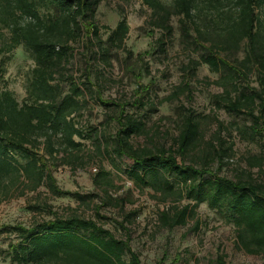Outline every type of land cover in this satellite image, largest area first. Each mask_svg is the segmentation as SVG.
Listing matches in <instances>:
<instances>
[{"label": "trees", "instance_id": "obj_1", "mask_svg": "<svg viewBox=\"0 0 264 264\" xmlns=\"http://www.w3.org/2000/svg\"><path fill=\"white\" fill-rule=\"evenodd\" d=\"M150 10L149 25L160 31V37L150 44L151 52L165 54L173 35L172 17H178V29L183 43L195 48L198 59L187 68L194 74L205 64L219 73L213 81L222 88L213 95L217 108L234 115H247L251 140L264 134V0H141ZM100 0H0V23L9 31V42L0 54L18 46L31 53L34 67L26 86V101L18 103L9 90H0V204L19 190L35 191L44 185L53 194H71L57 189L43 155L53 158L59 149L80 151L83 146L75 138L85 137L74 122L86 103L81 97L92 88L90 65L85 67V80L75 83L66 79L64 91L57 79L63 77L65 64L71 55V43L88 40L100 59L107 63L112 49L123 50L124 65L135 79L131 100L110 103L98 101L115 120L117 129L111 139L115 153L129 157L133 163L127 176L138 186L184 195L194 203H205L235 227L237 237L250 250L264 248V180L231 179L220 176L211 164H223L226 149L216 150L207 142L201 164H184L186 155L200 143L201 132L197 115L187 110L177 115V134L171 146L139 147L132 139L146 133L145 117L157 110V96L152 90L154 80L146 84L141 78L150 76L139 53L135 62L144 68L135 73L129 60L132 52L124 47L128 25L122 18L103 40L93 20ZM46 10V15L40 13ZM152 33V32H151ZM94 39L96 42H92ZM242 54L241 57H238ZM145 64V65H144ZM3 73L0 62V78ZM255 84L252 85L251 82ZM187 86V85H186ZM166 100H170V97ZM132 110V111H129ZM144 113V114H143ZM105 120V121H106ZM178 158L180 162H178ZM249 166L264 167V156H252ZM20 186L21 189H20ZM188 206L162 220L168 228L184 225ZM121 225V224H120ZM21 244L14 249L21 263L54 264H141L129 247L128 239L116 238L91 219L71 216L54 217L35 227H15Z\"/></svg>", "mask_w": 264, "mask_h": 264}, {"label": "rangeland", "instance_id": "obj_2", "mask_svg": "<svg viewBox=\"0 0 264 264\" xmlns=\"http://www.w3.org/2000/svg\"><path fill=\"white\" fill-rule=\"evenodd\" d=\"M40 13L45 16L47 12L40 9ZM122 18L128 25L124 47L132 52L129 62L135 73L143 75L144 68L138 67L135 57L149 51L148 55L144 54L143 63L147 62L151 74L143 75L141 81L146 84L151 77L156 101H161L157 110L145 117L146 133L132 139L134 146H171L177 134V115L189 109L197 115L202 140L187 153L184 164L198 167L202 152L208 148L206 143L211 142L214 149L227 151L221 166L218 167L217 162L210 165L218 175L264 180V167L261 170L250 167L248 160L252 156H264V134L251 140L248 129L251 120L247 115H234L215 106L213 95L222 91L213 82L219 78V73L210 71L205 64L194 74L189 71L188 64L198 59L199 53L181 41L178 17L171 19L173 35L165 54L160 55L151 52L154 48L150 49V44L161 33L148 24L150 10L141 0H100L93 20L104 40ZM8 42V28L0 23V48ZM92 42L96 41L92 39ZM71 47L63 70L64 78L56 77L67 91L69 81L66 78L71 77L78 84L83 82L85 67L90 65L92 88L79 97L86 105L74 116L75 125L85 135L75 140L83 146L80 151L59 149L53 158L43 149L38 150L57 189L71 194H53L42 185L35 191L25 190L23 195L16 189L10 200L2 202L0 264H37L21 263L15 258L14 249L21 244L22 238L15 227L30 229L56 216L91 219L116 238L128 239L131 251L141 264H264V248L246 249L233 224L205 203L196 205L183 194L179 195L173 184L174 194L134 184L126 174L133 161L125 155H117L111 143L117 125L115 120H106V115L112 113L98 104V97L110 103L131 100L136 83L125 68V53L112 49L107 64L93 53L97 50L88 40H76ZM0 62L3 66L0 90H9L22 104L26 101L27 81L34 67L31 53L22 46L9 52L4 50ZM169 97L170 100H166ZM184 206L190 211L184 225L172 228L164 225L162 212L170 217Z\"/></svg>", "mask_w": 264, "mask_h": 264}, {"label": "built area", "instance_id": "obj_3", "mask_svg": "<svg viewBox=\"0 0 264 264\" xmlns=\"http://www.w3.org/2000/svg\"><path fill=\"white\" fill-rule=\"evenodd\" d=\"M95 170V169H94Z\"/></svg>", "mask_w": 264, "mask_h": 264}]
</instances>
